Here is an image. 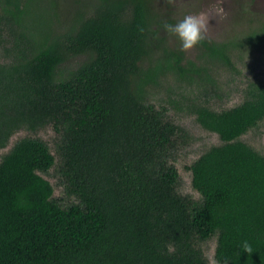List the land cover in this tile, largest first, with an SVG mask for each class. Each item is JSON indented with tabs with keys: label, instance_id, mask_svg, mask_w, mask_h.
I'll use <instances>...</instances> for the list:
<instances>
[{
	"label": "trees",
	"instance_id": "16d2710c",
	"mask_svg": "<svg viewBox=\"0 0 264 264\" xmlns=\"http://www.w3.org/2000/svg\"><path fill=\"white\" fill-rule=\"evenodd\" d=\"M155 2L95 0L63 27L53 0H0V149L50 126L77 201L61 205L38 174L55 163L47 144L19 140L0 160V264H208L200 242L213 236L216 261L264 264V154L240 140L264 120V84L229 109L188 107L222 142L186 166L200 200L177 191L186 133L148 94L169 75L215 87L210 66L233 70L236 48L264 44V25L238 41L203 35L198 65L164 45L172 19Z\"/></svg>",
	"mask_w": 264,
	"mask_h": 264
},
{
	"label": "rangeland",
	"instance_id": "374dc122",
	"mask_svg": "<svg viewBox=\"0 0 264 264\" xmlns=\"http://www.w3.org/2000/svg\"><path fill=\"white\" fill-rule=\"evenodd\" d=\"M94 2L95 0H53L50 8L53 9L54 26L67 27L69 23L74 22L78 14L84 13L83 11L93 6ZM155 6L159 9L161 7L163 13L168 12L172 23H176L188 14H203L206 20L203 35L213 42L238 41L248 32L264 25V0H156ZM45 22L51 26L49 16ZM58 31H61L58 27L50 28L52 34L56 35ZM164 32L161 33V37L167 38L164 45L175 48L174 50L182 53L184 58H189L198 65L207 66L208 63L203 59H198L199 49L196 46L183 50L180 41L174 35ZM159 54L160 51L158 56ZM232 59L235 66L233 70H226L218 64L210 66L211 70L208 73L213 77L215 87L204 80L198 81V85H189L169 75L167 79H161L158 85L152 86L148 92L150 103L163 109L169 119L186 133L185 143L175 153L174 165L179 173L177 191L194 200H200L201 196L192 188L191 173L186 166L192 164L207 149L219 146L222 142L217 134L206 131L197 124L195 116L189 113L188 107L192 104H206L214 111L229 109L244 100V90L250 83L264 84V44L252 43L248 47L236 48ZM3 62L0 58V63ZM201 76L205 75L201 74ZM23 138H37L47 144L55 158V163L47 172L38 174L51 184L53 198L57 202L63 206L76 203L74 197L64 193L62 179L58 172L61 166L57 154L60 135L50 126L36 131L23 129L14 133L6 146L0 149V160ZM240 140L264 154V120L256 128L242 135ZM200 247L208 264H215L216 237L201 241Z\"/></svg>",
	"mask_w": 264,
	"mask_h": 264
},
{
	"label": "clouds",
	"instance_id": "9594fccd",
	"mask_svg": "<svg viewBox=\"0 0 264 264\" xmlns=\"http://www.w3.org/2000/svg\"><path fill=\"white\" fill-rule=\"evenodd\" d=\"M205 27L206 20L203 14H188L176 23L165 24L164 31L174 35L180 41L183 50H188L201 41ZM242 249L244 252L252 251L251 245L247 242L242 244ZM215 264H229V259L224 258L222 261H216Z\"/></svg>",
	"mask_w": 264,
	"mask_h": 264
}]
</instances>
